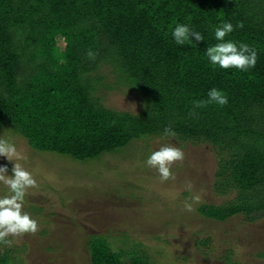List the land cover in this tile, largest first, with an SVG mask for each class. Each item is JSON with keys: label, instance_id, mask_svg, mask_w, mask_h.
<instances>
[{"label": "trees", "instance_id": "trees-1", "mask_svg": "<svg viewBox=\"0 0 264 264\" xmlns=\"http://www.w3.org/2000/svg\"><path fill=\"white\" fill-rule=\"evenodd\" d=\"M221 20L234 26L226 39L255 47V67L209 65L204 51L216 43L212 28ZM176 22L205 40L176 45ZM121 87L138 95L139 111L105 106V90ZM212 87L226 92L228 104L193 109L192 101ZM139 92L151 101L144 105ZM1 123L39 151L83 162L171 126L177 138L213 145L217 193L237 189L231 203H212L213 211L200 207L202 215L223 221L264 209V0H0ZM105 235L90 237L91 262L119 264L121 249L96 242ZM214 238L200 240V253L239 264L234 246L216 250L212 242L228 241ZM132 253L130 264H148ZM8 254L0 255V264L14 263Z\"/></svg>", "mask_w": 264, "mask_h": 264}, {"label": "rangeland", "instance_id": "rangeland-1", "mask_svg": "<svg viewBox=\"0 0 264 264\" xmlns=\"http://www.w3.org/2000/svg\"><path fill=\"white\" fill-rule=\"evenodd\" d=\"M139 94L144 105L151 101ZM102 100L116 110L137 112L141 106L138 95L125 87L105 90ZM144 113L140 110L139 115ZM0 137L16 144L24 157L19 163L38 184L28 190L24 203V210L37 220L38 231L10 237L11 244L0 245V255L9 253L13 264H92L90 237L103 233L96 242L113 251L121 249L119 264H130L133 250L148 264H224L219 257L200 253L199 242L206 234L228 241L212 242L216 250L234 246L239 264H264V209L239 212L223 221L202 215L200 207L213 211L217 207L212 203H231L237 192L229 188L228 193H217L219 158L208 142L169 138L182 148L184 159L172 165L175 178L161 182L144 164L149 151L159 147L161 136L136 138L118 152H103L84 162L39 151L2 123ZM0 165L11 174L12 162L0 156ZM191 195H199L201 201L187 212L183 204Z\"/></svg>", "mask_w": 264, "mask_h": 264}, {"label": "clouds", "instance_id": "clouds-1", "mask_svg": "<svg viewBox=\"0 0 264 264\" xmlns=\"http://www.w3.org/2000/svg\"><path fill=\"white\" fill-rule=\"evenodd\" d=\"M235 27L242 28L243 23H237ZM233 31L234 26L231 21L221 20L212 28V38L216 43L205 48L204 56L211 67L246 72L256 65L257 50L248 43L226 39ZM171 38L178 46L196 45L205 40L200 31L195 30L188 23L181 22H176L171 28ZM87 56L92 58L94 53L88 50ZM228 102L229 98L224 90L212 87L206 92L205 98L193 100L192 107L193 109L207 108L209 105L223 107ZM176 136L177 133L171 126L165 127L159 147L150 150L144 160L147 167L156 171L161 182L174 179L172 165L184 159L182 148L169 142V138L175 140ZM0 156L13 164L11 174L7 166L0 165V245H9L10 237L22 236L25 233L35 234L38 231L37 220L24 210L28 190L38 187V184L33 173L19 163L24 157L10 138L0 137ZM191 187V182H188V190H191ZM200 201L199 195L186 197L184 210L193 212V205Z\"/></svg>", "mask_w": 264, "mask_h": 264}]
</instances>
